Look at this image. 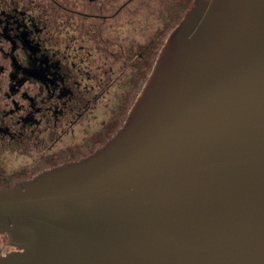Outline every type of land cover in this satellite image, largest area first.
Wrapping results in <instances>:
<instances>
[{"label": "water", "instance_id": "water-1", "mask_svg": "<svg viewBox=\"0 0 264 264\" xmlns=\"http://www.w3.org/2000/svg\"><path fill=\"white\" fill-rule=\"evenodd\" d=\"M0 264H264V0H192L116 131L0 185Z\"/></svg>", "mask_w": 264, "mask_h": 264}, {"label": "flooded vegetation", "instance_id": "flooded-vegetation-1", "mask_svg": "<svg viewBox=\"0 0 264 264\" xmlns=\"http://www.w3.org/2000/svg\"><path fill=\"white\" fill-rule=\"evenodd\" d=\"M169 2L0 0V185L86 155L117 130L183 15L156 39L155 12L169 24Z\"/></svg>", "mask_w": 264, "mask_h": 264}, {"label": "trees", "instance_id": "trees-1", "mask_svg": "<svg viewBox=\"0 0 264 264\" xmlns=\"http://www.w3.org/2000/svg\"><path fill=\"white\" fill-rule=\"evenodd\" d=\"M167 1L168 0H164V1L160 0V2H161L160 6L162 7L163 3H164L163 5L166 6ZM169 1H170L169 2L170 3V12H171L172 8H174L175 11H174L173 17H175V19H178L180 16H178L179 13H176V11H177V9L181 10V9H184L185 7L188 6L187 0H185V1H183V0H177V1L176 0H169ZM170 22H171V24H170V26H171L174 24L175 20H173V21L170 20ZM156 45H157V41H156ZM0 238H2L0 241V251H2L4 248L13 246V245H10L6 242V240H5L6 233H4V232L0 233Z\"/></svg>", "mask_w": 264, "mask_h": 264}, {"label": "rangeland", "instance_id": "rangeland-1", "mask_svg": "<svg viewBox=\"0 0 264 264\" xmlns=\"http://www.w3.org/2000/svg\"><path fill=\"white\" fill-rule=\"evenodd\" d=\"M187 3H188V6H189L192 3V0H187ZM174 11H175V9L172 8V10L170 12V17H171L172 21L173 20H177V19H175V17H173ZM176 13H179L178 16H181L183 14V9H181V10L177 9ZM155 15L156 16H155V20H154V28H155V33H156V39L160 40L162 38L160 34L164 35V33H166V31L168 29V26H170L171 22L169 24H167V22H166V24H165L162 20H160L157 17V10L155 12Z\"/></svg>", "mask_w": 264, "mask_h": 264}]
</instances>
